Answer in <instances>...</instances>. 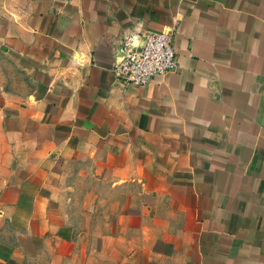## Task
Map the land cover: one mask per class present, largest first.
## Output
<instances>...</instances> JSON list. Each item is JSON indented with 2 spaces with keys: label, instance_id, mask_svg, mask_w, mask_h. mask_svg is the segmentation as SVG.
I'll list each match as a JSON object with an SVG mask.
<instances>
[{
  "label": "crops",
  "instance_id": "obj_1",
  "mask_svg": "<svg viewBox=\"0 0 264 264\" xmlns=\"http://www.w3.org/2000/svg\"><path fill=\"white\" fill-rule=\"evenodd\" d=\"M0 264H264V0H0Z\"/></svg>",
  "mask_w": 264,
  "mask_h": 264
},
{
  "label": "built area",
  "instance_id": "obj_2",
  "mask_svg": "<svg viewBox=\"0 0 264 264\" xmlns=\"http://www.w3.org/2000/svg\"><path fill=\"white\" fill-rule=\"evenodd\" d=\"M177 65L170 33L140 29L122 37L112 71L119 79L141 85Z\"/></svg>",
  "mask_w": 264,
  "mask_h": 264
}]
</instances>
